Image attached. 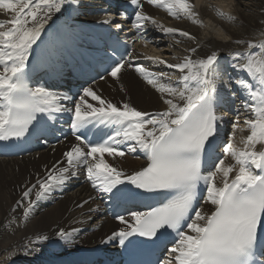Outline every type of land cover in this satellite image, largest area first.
I'll list each match as a JSON object with an SVG mask.
<instances>
[{
    "label": "snow or ice",
    "instance_id": "obj_1",
    "mask_svg": "<svg viewBox=\"0 0 264 264\" xmlns=\"http://www.w3.org/2000/svg\"><path fill=\"white\" fill-rule=\"evenodd\" d=\"M78 3L0 0V12L8 17L0 19V142L7 146L25 140L45 114L47 124L62 113L71 115L69 128L75 140L61 160L17 185L19 197L8 215L22 209L21 216L27 222L41 201L83 173L97 195L103 194L114 203L145 195L163 197L147 211L117 215L122 227L102 240L103 244L118 242L133 257L152 251L154 258L147 264H264V40L235 39V44L246 47L227 53L229 66L238 75L225 78L219 49L201 54L204 42L195 34L178 25H165L146 11V5L152 6L175 21L200 25L195 0H130L135 34L125 42L124 52L111 60L101 80L112 78L126 94L123 73L133 70L159 94L162 109H138L129 99L114 103L104 97L95 81L82 88L78 99L45 86H30V57L34 46L39 47L46 25L54 23L66 5ZM212 7L221 18L237 20V14ZM119 16L123 18L124 13ZM103 23L118 30L123 27L114 18ZM259 23L264 25V20ZM149 25L172 47L184 42L193 46L180 49L184 55H173L172 61L137 53V39L145 45L155 42L146 35ZM219 38L232 40L223 32ZM161 67L171 71L156 70ZM233 86L243 100L234 107L232 131L222 141L225 116L218 114V107ZM100 125L111 129L106 138L90 136L91 129ZM244 132L247 135L237 141V134ZM218 141L222 152L214 155V145L220 147ZM136 153L143 155L145 165L131 171L122 167L123 159ZM206 158L210 162L207 167ZM93 199L89 196L77 207L83 208ZM0 230L6 229L0 225ZM78 232V228L69 231L57 227L53 236L37 234L35 243L42 245L55 237L64 250L71 251ZM166 234L175 235L171 248L160 247ZM30 245L31 239L20 254H39L40 248ZM129 264L141 262L133 258Z\"/></svg>",
    "mask_w": 264,
    "mask_h": 264
},
{
    "label": "bare ground",
    "instance_id": "obj_2",
    "mask_svg": "<svg viewBox=\"0 0 264 264\" xmlns=\"http://www.w3.org/2000/svg\"><path fill=\"white\" fill-rule=\"evenodd\" d=\"M195 2L202 20L200 25H193L190 21H175L168 18L164 10L152 6L146 5V11L165 25H178L195 34L199 40L204 42L201 54L219 49L222 68L232 69L229 66L230 58L227 55L229 51H243L246 47V45L235 44V39H253L257 42L264 40V35H262L264 25L259 23L264 20V0H195ZM241 4H243V8L240 7ZM212 6L222 8L225 12L237 14V20L231 22L221 18ZM116 7V0H79L78 4L66 5L64 13L54 17L58 24L63 25L62 36L58 41H53V35L50 33L44 39L48 42L51 55L59 58L58 69L60 71L74 68L77 61L92 57L93 53L103 49V34L94 28L103 27V21L113 13ZM6 18L8 17L0 12V19ZM51 23L52 21L49 22V24ZM131 28L135 32L132 25ZM148 28L153 32V38L161 39L160 41L164 43L162 51L157 50L159 54L150 55L145 50L157 49L161 45L158 43L145 45L144 41L139 40L140 48L136 50L137 53H143L147 56H161L172 61L173 55L178 57L184 55L180 49L193 46L190 42H184L179 46L172 47L170 46L171 42L163 38L161 33L153 30L151 25ZM221 32L232 37V40H220L219 34ZM42 38L43 35H41ZM167 48L168 51L164 52ZM143 63L150 65L148 61H143ZM156 70L171 71L163 67ZM230 71V74L238 75L234 70ZM53 76L49 74L47 78L50 79ZM172 79H175L174 75ZM121 83L127 89L126 94L119 91L118 86L110 77L101 82H95V86L103 91L104 97L112 99L114 103L129 99L138 109L147 111H156L164 107L159 99V94L133 70L123 73ZM239 102L241 101H237V103ZM218 111L224 116L227 113L232 115V112H234L232 107L225 110L220 102ZM232 119L235 121L236 116ZM229 122L230 119L225 118L224 125L227 126ZM240 126H244L243 116L241 117ZM222 134L228 136L226 130ZM246 135L247 132L238 133L237 141L240 140L241 136ZM60 152L61 150L56 148L53 156L49 152L41 153L38 159L29 158L28 161L0 159V225L6 229L0 230V264H56L57 258L69 251L64 250L62 242L55 237L50 242L41 245L35 243V236L37 234L53 236V230L57 227H64L69 231L72 228L79 229L75 237L76 247L71 251L86 244H97L113 231L118 230V222L113 224L106 213V205L110 199L103 194L97 195L95 190L91 188L90 183L85 180L84 175L74 179L73 182L66 183L48 200L39 203L34 214L27 222L22 220V209H18L12 216L8 215L19 197L17 185L22 184L26 179L33 178L34 175L30 174L31 170L40 172V165H48L53 158L56 160ZM137 156H139V159L136 158ZM106 159L111 162L107 156ZM121 164L122 167L131 171L144 166L145 159L142 154L136 153L127 155ZM89 196L94 197V199L90 200L88 205L83 208L77 207L79 202L88 199ZM88 208L96 209V211L89 212ZM29 239L33 240V245H30V247L40 248L39 254L30 256L20 254L24 251V245L28 244Z\"/></svg>",
    "mask_w": 264,
    "mask_h": 264
},
{
    "label": "rangeland",
    "instance_id": "obj_3",
    "mask_svg": "<svg viewBox=\"0 0 264 264\" xmlns=\"http://www.w3.org/2000/svg\"><path fill=\"white\" fill-rule=\"evenodd\" d=\"M150 34V33H149ZM161 51H162V49H161Z\"/></svg>",
    "mask_w": 264,
    "mask_h": 264
}]
</instances>
